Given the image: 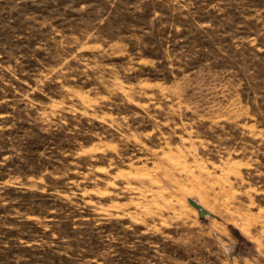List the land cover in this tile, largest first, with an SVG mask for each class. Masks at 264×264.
I'll return each mask as SVG.
<instances>
[{"label":"rangeland","instance_id":"obj_1","mask_svg":"<svg viewBox=\"0 0 264 264\" xmlns=\"http://www.w3.org/2000/svg\"><path fill=\"white\" fill-rule=\"evenodd\" d=\"M0 264H264V0H0Z\"/></svg>","mask_w":264,"mask_h":264},{"label":"water","instance_id":"obj_2","mask_svg":"<svg viewBox=\"0 0 264 264\" xmlns=\"http://www.w3.org/2000/svg\"><path fill=\"white\" fill-rule=\"evenodd\" d=\"M229 229L232 233V235L238 240L247 243V245L252 248V245L244 238V236L241 234V232L235 228L233 225H229Z\"/></svg>","mask_w":264,"mask_h":264}]
</instances>
